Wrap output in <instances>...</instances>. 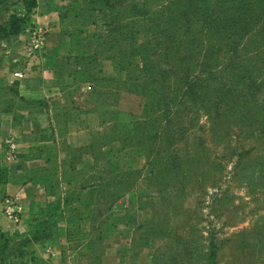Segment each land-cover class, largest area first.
<instances>
[{
    "label": "rangeland",
    "instance_id": "1",
    "mask_svg": "<svg viewBox=\"0 0 264 264\" xmlns=\"http://www.w3.org/2000/svg\"><path fill=\"white\" fill-rule=\"evenodd\" d=\"M34 1L38 3V0ZM67 1L61 15L63 26L69 32L94 36L93 42L107 50L104 57L110 65L120 62L125 70H135L136 63L141 66L135 57L139 53L147 57L144 48L137 47L145 43L146 23L136 19L138 14L134 9L143 0H115L111 10L92 4L94 0ZM174 1L145 0L146 9L153 14L147 20L153 27V32L147 36L152 40L151 44L148 42L149 48L156 52L148 57L154 67L158 66L155 68L158 83L153 84V90L160 85L168 86L169 96L176 97L173 92L178 88L179 80L170 73L166 77L161 75L170 67L175 70L178 67L180 78L187 74L197 80L201 100L210 99L208 107L184 101L180 112L173 109L171 114H168L169 106L156 107L153 102L154 106L136 121L138 137L144 145L143 167L129 171V187L136 191L135 204L142 213L133 232L139 251L135 252L136 262L130 264H264V44L260 36L256 38V32L250 30L238 46L241 53L234 57L227 46L218 50V33L209 38L200 35L198 47L192 49L197 52L195 59L189 57L182 64L168 63L163 56L166 39L160 32L168 27L166 18ZM20 2L12 0L8 13L25 15ZM32 16L33 11L28 17L31 23L26 26L34 31ZM7 18V13L1 15V19ZM114 28L118 32H111ZM138 30L140 33L134 35ZM177 36L184 40L179 34ZM15 41H9V46L0 43V63H9L10 67L19 65L13 61L17 56V50L13 48ZM6 50L11 53L7 55ZM178 51L186 57L190 53ZM167 53L175 54L169 48ZM224 57L236 61L233 70L224 69L221 63ZM128 84L132 92L143 96L150 90L143 78ZM181 85L184 87L183 83ZM163 101L169 103L171 99L168 97ZM7 139L3 142L5 147ZM166 141L171 145L168 146ZM9 167L16 171L17 167ZM5 192L0 193V229L11 235L15 232L24 234L28 228L21 222V204L20 221L17 226H9L11 220L1 206L7 197ZM113 202L110 194H104L98 201V210L94 209V214L88 217L98 224L96 231H85L89 240L91 238L90 243L85 240V248L89 247L91 254L82 256L78 252L79 255L71 258L67 251H62L60 255L57 253L59 264H100L108 235L113 234L101 230L103 224L112 222L103 211L110 209ZM56 208L51 214L53 218L44 225L52 237L56 233L51 230L63 227L69 220L63 213L66 207L60 204ZM86 220L69 221H82L83 224ZM30 247L37 255L38 263H46L47 243ZM75 247L78 245L71 249ZM18 252L19 247L10 245L9 257L0 264L15 261L16 256L14 259L12 256Z\"/></svg>",
    "mask_w": 264,
    "mask_h": 264
},
{
    "label": "crops",
    "instance_id": "2",
    "mask_svg": "<svg viewBox=\"0 0 264 264\" xmlns=\"http://www.w3.org/2000/svg\"><path fill=\"white\" fill-rule=\"evenodd\" d=\"M67 4V0H38L32 24L44 32L45 44L26 76L16 74L31 61L30 26L23 27L13 43L17 50L13 61L19 65L0 63V98L14 104L13 108L7 103L0 106V153L7 138L14 141L17 155L38 148L42 136L55 141V156L45 155L29 162L16 158L9 166L30 170L57 167L66 181L73 182L67 197L80 194L72 207L79 206V210L67 211V218H87L79 226L88 232L96 231L98 226L88 217L98 210L103 195L110 194L113 206L103 214L112 222L103 224L101 230L113 234L108 235L100 264L134 263L139 246L133 232L142 211L135 204L136 191L129 187V171L143 167V149L135 130L146 99L132 92L128 81L119 77L104 57L103 47L93 42L94 36L71 37L62 33L61 10ZM3 43L9 46L8 42ZM48 158L52 160L48 162ZM5 195L21 204L22 224L53 200L43 189L17 180L8 185ZM66 198L62 196V200ZM13 224L17 226L10 221V228ZM71 227L65 223L47 243L56 254L54 264H59L57 253L62 251L71 258L78 252L82 256L91 254L90 248H85V240L67 241L66 232ZM74 245L78 247L71 249Z\"/></svg>",
    "mask_w": 264,
    "mask_h": 264
},
{
    "label": "trees",
    "instance_id": "3",
    "mask_svg": "<svg viewBox=\"0 0 264 264\" xmlns=\"http://www.w3.org/2000/svg\"><path fill=\"white\" fill-rule=\"evenodd\" d=\"M11 1L12 0H0V43L17 40L22 28L31 23L28 17L37 7V3L34 0H21L20 3L26 11L25 15H18L19 13L17 12L9 14V3ZM114 3L115 0H94L92 2V4L104 6L108 10L114 8ZM135 8H137L134 9L135 14H138L136 19H143L144 23H146L143 31L145 43L137 45V47L144 48L143 51L147 57L145 58L141 55V53L137 54L135 58L141 62V66L136 63V66L134 67L135 70L123 69L120 62L113 63L112 66L119 72V77H122L128 82L131 80L137 81L138 78H143V80L148 83L150 90L147 96H144L146 102L142 115H145L148 109H151L154 105L159 107L162 104L169 106L168 114H171L173 109L180 112L179 108L185 105L184 101L194 103L193 105L199 104L202 107H208V101L210 98H208V101L206 99L201 100L202 92L198 91L199 88L197 89V80L193 77L191 78L187 74L180 78V71L177 72L178 67L176 70L174 67H170L168 72L163 71L164 73L161 75L166 77L170 73L176 76L179 80L177 85L178 88L175 92H173L176 97L169 96L167 93L168 91L170 92L168 86L165 87L164 85H160L159 88L153 90V84L155 82L158 83V81H155V68L157 69L158 66L154 67L152 59H150L156 52H152V49L149 48V43L151 44L152 40L151 38L150 40L147 38L148 34L153 32V27L151 24L147 23V20L149 21L150 18L153 17V14L146 9L145 0H143L142 4H137ZM5 13H7L8 18L6 20L1 19V15ZM166 20L168 27H166V31L160 32V34L164 35L166 39V53H164L163 56L168 60V63L179 62V64H182V62L189 59V57L192 59L194 57L196 58L197 52L192 49L198 47L197 37L200 35L209 38L210 35L218 33V37L220 39L218 41V50L221 51L227 46L230 52H233L234 57L241 53L238 51V46L250 30L255 31L257 33H255V37L259 38L260 36L264 44V0H176L172 3V7L168 11V17ZM116 31L118 32L117 28L111 30V32ZM62 33L71 37H77L78 35L69 32L65 27L62 28ZM139 33V30L137 32L135 31L134 35ZM178 34L181 38H184V40H181L177 36ZM261 44L262 43L259 45ZM168 48L170 52L175 54L167 53ZM178 49H180L181 52L187 51L190 53L187 57L181 56ZM104 52L107 53V50L104 49ZM148 56H150V58ZM167 57H169V59ZM111 58L114 59V57ZM221 63L224 65V69L228 68V70H233L236 66V61L231 60V58L224 57L222 58ZM183 71L186 73L187 69ZM181 83L184 84V87ZM222 87H225V85ZM153 95H155V97H153ZM157 96L158 98H156ZM168 97L171 99L169 103L168 101H163ZM153 102L154 105L152 104ZM4 103H7L9 108L14 107V104H12L11 101H2L0 98V106ZM221 103L223 102L221 101ZM13 125H16V123L13 122ZM137 130L138 129L136 128L135 131L138 144L143 149L144 145H141L140 143ZM166 143L168 146L171 145L168 141H166ZM183 144L185 145L186 143ZM55 147V141L49 139L47 136H42L38 148H31L26 152H21L16 155V157L25 162H29L42 159L45 155H49L50 157L55 156V153L57 152ZM2 156L3 154L0 153V193L6 191L8 184L17 180L23 185L32 184L40 189H43L45 195L48 198H53V200L45 208H40L38 213L26 222L28 228L26 233L20 234L15 232L11 235L10 233L3 232L2 229H0V263L9 257L7 253L10 245L13 246L14 244L16 247H19V252L18 254L12 256V259L16 256L15 261L11 262L9 260V264H39V259L37 255L31 251L32 249L30 246L38 243L46 244L50 242L53 234L49 229L46 230L44 225L48 224L47 222L53 218L51 214L59 208H56V206H60V204H62L64 208L66 207L63 211L64 214H66L67 211L70 212L79 210V208L76 209L77 207L75 209L72 207L76 202L74 200H77L78 197H80V194L74 193L72 194V197H67L68 191L73 185V182L66 181L64 177L60 175V171L57 167H44L37 170H30L22 169L18 166L16 171H13L8 165L2 163ZM47 160L49 162L52 159L48 158ZM62 196L67 198L62 200ZM67 223L72 224V227L66 232L68 242H80L89 239V235L85 234V228L83 229L79 226L82 221H67ZM59 229L54 227L51 231L56 233Z\"/></svg>",
    "mask_w": 264,
    "mask_h": 264
},
{
    "label": "built area",
    "instance_id": "4",
    "mask_svg": "<svg viewBox=\"0 0 264 264\" xmlns=\"http://www.w3.org/2000/svg\"><path fill=\"white\" fill-rule=\"evenodd\" d=\"M33 38L31 40L30 44V53L28 55L29 59L31 61L28 62V65L25 66L24 72L21 71L16 74V76H26L28 70L32 68V61L34 59H37L38 56L37 54L40 53L44 47V32L41 29H34V31H31ZM7 147L3 148L2 153H3V160L6 164L15 161L16 160V145L13 140L8 139L6 141ZM1 206L4 209L5 215L11 220L14 221L15 223L20 221V212L21 209L19 207V204L16 203V201L11 198L10 196H7L2 202ZM45 256H46V263L44 264H54V252L52 248L47 247L45 250Z\"/></svg>",
    "mask_w": 264,
    "mask_h": 264
}]
</instances>
